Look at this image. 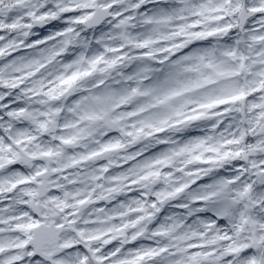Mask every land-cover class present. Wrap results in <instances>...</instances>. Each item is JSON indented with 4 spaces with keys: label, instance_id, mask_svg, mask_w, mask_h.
<instances>
[{
    "label": "snow or ice",
    "instance_id": "snow-or-ice-1",
    "mask_svg": "<svg viewBox=\"0 0 264 264\" xmlns=\"http://www.w3.org/2000/svg\"><path fill=\"white\" fill-rule=\"evenodd\" d=\"M0 264H264V0H0Z\"/></svg>",
    "mask_w": 264,
    "mask_h": 264
}]
</instances>
